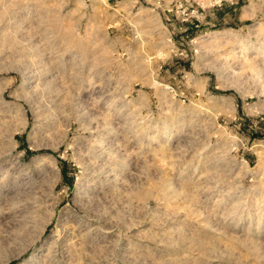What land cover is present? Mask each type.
<instances>
[{"label":"rangeland","instance_id":"1","mask_svg":"<svg viewBox=\"0 0 264 264\" xmlns=\"http://www.w3.org/2000/svg\"><path fill=\"white\" fill-rule=\"evenodd\" d=\"M0 264H264V0H0Z\"/></svg>","mask_w":264,"mask_h":264}]
</instances>
